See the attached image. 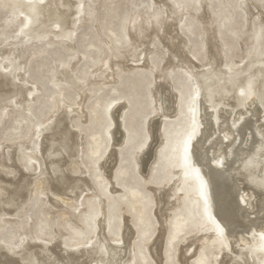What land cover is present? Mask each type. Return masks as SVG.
<instances>
[{
  "label": "rangeland",
  "instance_id": "obj_1",
  "mask_svg": "<svg viewBox=\"0 0 264 264\" xmlns=\"http://www.w3.org/2000/svg\"><path fill=\"white\" fill-rule=\"evenodd\" d=\"M201 100L207 143L263 120L264 0H0L1 259L264 264L260 229L218 231L184 173Z\"/></svg>",
  "mask_w": 264,
  "mask_h": 264
},
{
  "label": "bare ground",
  "instance_id": "obj_2",
  "mask_svg": "<svg viewBox=\"0 0 264 264\" xmlns=\"http://www.w3.org/2000/svg\"><path fill=\"white\" fill-rule=\"evenodd\" d=\"M154 24L157 25L156 21ZM30 93L31 90H28L25 94L29 96ZM116 108L110 113L114 124L111 136L116 142H120L122 140L119 126L120 108ZM198 111L203 127L190 145L194 168H186L185 175L198 176L200 183L196 184V190L199 193L202 192L204 181L207 183L212 202L210 210H206V213L218 231L223 229L227 237L242 239L245 231L254 225L260 229L258 233L263 235L264 145L258 140L255 131L261 123H264V118L259 120L260 118L255 116L258 110L255 111L250 107L249 115L242 119L237 129L233 131L229 126L228 117L222 114L219 130L223 135L207 143L213 126L210 110L206 108L203 100L200 101ZM226 137L228 140L224 143ZM144 155L142 159L147 162L148 156ZM201 194L204 199L205 195ZM245 202L249 205L247 209L243 205ZM106 253L110 255L111 264H119L125 250L109 247L103 251V255ZM1 258L0 256V264H9L8 259Z\"/></svg>",
  "mask_w": 264,
  "mask_h": 264
}]
</instances>
